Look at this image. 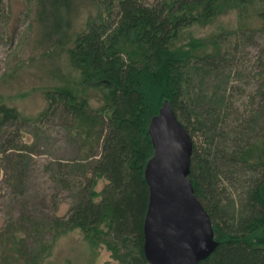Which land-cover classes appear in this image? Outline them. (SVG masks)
I'll list each match as a JSON object with an SVG mask.
<instances>
[{
    "label": "trees",
    "instance_id": "trees-1",
    "mask_svg": "<svg viewBox=\"0 0 264 264\" xmlns=\"http://www.w3.org/2000/svg\"><path fill=\"white\" fill-rule=\"evenodd\" d=\"M88 1L95 17L74 37L68 53L79 73L77 89L46 90V106L32 119L0 104V157L11 165L19 185L28 153L22 141L27 123L61 120L82 154L78 167L88 176L72 196L66 216L52 220L45 233L54 238L78 230L94 246H118L121 264H148L141 250L147 203L143 168L152 154L146 130L165 101L190 140L192 133L202 143L191 141L187 179L210 220L216 247L198 264H264V106L245 115L241 128L219 89L188 93L192 71L218 72L224 50L232 46L229 40L223 46L226 36L214 34L171 47L183 29L211 23L233 9L244 13L247 6L264 0H158L149 6L142 0ZM35 2L45 37L64 38L71 0ZM255 16L264 40V7ZM262 50L264 57V44ZM259 75L264 78V72ZM86 91L94 93L96 107ZM256 94L264 103V87ZM238 168L248 178L234 210L232 200L229 208L220 204L217 182L224 170L237 174ZM99 179L105 183L95 192ZM28 228V234L40 233L34 224ZM22 234L24 228L7 226L0 233V264H38L42 259V253L21 254Z\"/></svg>",
    "mask_w": 264,
    "mask_h": 264
},
{
    "label": "rangeland",
    "instance_id": "rangeland-1",
    "mask_svg": "<svg viewBox=\"0 0 264 264\" xmlns=\"http://www.w3.org/2000/svg\"><path fill=\"white\" fill-rule=\"evenodd\" d=\"M156 1L142 0L148 6ZM0 2V104L32 119L46 106V90L63 86L77 89L79 73L68 53L74 37L83 31L87 21L94 19L95 9L88 0H71L65 37L53 35L49 40L44 26L37 20L35 0ZM261 7L264 1L247 6L244 13L239 8L233 9L211 23L191 25L171 44L174 48L214 34L226 36L222 38L223 46L228 40L232 46L224 50L218 72L203 75L200 69L192 71L188 93L194 96L219 89L217 93L223 94L228 112L240 119L241 128L245 115L252 114L256 108L263 110L264 106L256 94L257 89L264 87V78L259 77L264 72L261 54L264 40L258 30L261 22L255 16ZM85 94L92 107L99 104L92 91ZM62 123L55 118L24 126L22 141L27 144L28 153L23 160L22 184L14 179L11 165L0 157V233L6 226L9 230L10 227L24 228L21 254L42 253L38 264H121L122 251L118 246L111 249L102 244L94 246L78 230L54 238L45 233L52 220L66 216L72 196L88 176L82 173V165L78 167V157L82 154ZM191 141L202 145L196 134L191 133ZM247 178L240 169L237 174L224 170L217 182L222 207L229 208L232 200L234 210L237 209ZM104 183L102 179L97 180L94 191L99 192ZM30 224L40 233L28 234Z\"/></svg>",
    "mask_w": 264,
    "mask_h": 264
},
{
    "label": "water",
    "instance_id": "water-1",
    "mask_svg": "<svg viewBox=\"0 0 264 264\" xmlns=\"http://www.w3.org/2000/svg\"><path fill=\"white\" fill-rule=\"evenodd\" d=\"M146 131L152 154L143 168L147 188L143 257L148 264H198L213 252L216 242L187 179L190 137L165 101Z\"/></svg>",
    "mask_w": 264,
    "mask_h": 264
}]
</instances>
